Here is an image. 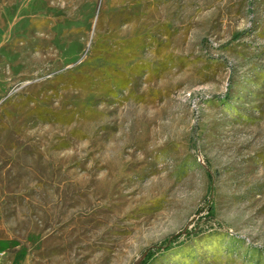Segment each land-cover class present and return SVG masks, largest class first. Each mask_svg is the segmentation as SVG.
<instances>
[{"label":"rangeland","instance_id":"1","mask_svg":"<svg viewBox=\"0 0 264 264\" xmlns=\"http://www.w3.org/2000/svg\"><path fill=\"white\" fill-rule=\"evenodd\" d=\"M0 264H264V0H0Z\"/></svg>","mask_w":264,"mask_h":264}]
</instances>
